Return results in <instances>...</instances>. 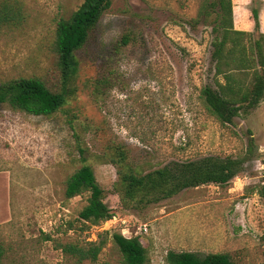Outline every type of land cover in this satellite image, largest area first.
Wrapping results in <instances>:
<instances>
[{
	"label": "rangeland",
	"instance_id": "1",
	"mask_svg": "<svg viewBox=\"0 0 264 264\" xmlns=\"http://www.w3.org/2000/svg\"><path fill=\"white\" fill-rule=\"evenodd\" d=\"M16 1L19 22L0 27V80L54 81L56 24L82 0ZM203 3L112 0L75 53L77 91L61 112L46 118L0 105V171L9 176L13 212L0 227L1 264H123L111 241L114 233L137 237L149 264H166L168 251L225 253L235 264H262L264 200L257 192L264 182L263 100L230 125L206 110L201 89L224 80L215 75L211 60L213 14L207 22L193 23ZM246 33L250 41L242 43L249 47L260 32L252 26ZM123 35L129 43L119 48ZM102 77L110 86L98 98L92 83ZM68 118L78 123V141L104 203L115 213L113 223L80 230L77 217L85 198L64 197L65 179L80 166ZM253 132L258 136L250 146ZM111 144L125 146L129 163L143 171L207 156L245 162L226 186L204 185L146 208L124 209L113 192L116 169L103 157ZM142 225L145 232L138 229ZM101 239L105 244L95 262L79 263L61 252L64 245L85 247Z\"/></svg>",
	"mask_w": 264,
	"mask_h": 264
},
{
	"label": "trees",
	"instance_id": "2",
	"mask_svg": "<svg viewBox=\"0 0 264 264\" xmlns=\"http://www.w3.org/2000/svg\"><path fill=\"white\" fill-rule=\"evenodd\" d=\"M19 2L0 0V27L16 26L21 18ZM112 0H82L80 6L67 19H60L54 30L52 53L54 81L39 77L0 80V105L5 104L13 111L46 118L61 112L77 91L75 82L79 62L75 53L87 42L101 16L111 6ZM213 14L211 30L215 34L211 60L216 76H222L224 84L216 82V88L204 86L200 91L206 110L220 124H232L256 109L264 98V35L250 42L249 47L242 43L250 41V34L234 29L231 0L206 1L198 10L194 24L207 22ZM254 19L257 14L252 11ZM259 33L257 26L254 27ZM129 43L123 35L118 47ZM108 78L102 77L92 83V94L100 97L109 88ZM67 124L75 131L73 118ZM77 153L80 166L67 176L64 182V197H84L85 204L78 212L82 230L88 226H98L115 216L104 203L105 194L98 186L92 168L86 163L85 149L80 146L77 132ZM252 146L253 138L249 139ZM107 162L115 167L117 179L113 192L118 196L124 209L139 210L149 205L165 201L178 193L204 185L226 186L242 171L244 159L207 156L196 160L173 161L158 169L143 171L132 166L128 160L126 147L111 144L103 154ZM264 200V184L258 189ZM45 240H49L46 237ZM122 257L123 264H149L146 249L137 237L125 238L118 233L111 235ZM103 239L89 242L85 247L64 245L61 252L76 258L95 262L104 247ZM2 250L0 249V264ZM166 264H235L225 253L200 255L193 252L168 251ZM264 264V261L262 262Z\"/></svg>",
	"mask_w": 264,
	"mask_h": 264
},
{
	"label": "crops",
	"instance_id": "3",
	"mask_svg": "<svg viewBox=\"0 0 264 264\" xmlns=\"http://www.w3.org/2000/svg\"><path fill=\"white\" fill-rule=\"evenodd\" d=\"M231 4L234 29L246 32L249 27L257 26L258 31L264 34V0H231ZM253 4L258 6L253 7ZM252 11H255L257 14V20L255 21H252V17L250 16ZM246 15L247 19L244 17ZM263 102L264 98L261 103L264 105ZM261 104L259 107H261ZM257 136L254 132L251 135L253 139ZM12 218L9 176L6 172L0 171V227L8 224Z\"/></svg>",
	"mask_w": 264,
	"mask_h": 264
},
{
	"label": "built area",
	"instance_id": "4",
	"mask_svg": "<svg viewBox=\"0 0 264 264\" xmlns=\"http://www.w3.org/2000/svg\"><path fill=\"white\" fill-rule=\"evenodd\" d=\"M263 184H264V182H263ZM115 219H116V217L113 216L110 220H108V221H106V222H104V223H107V222H109V223H113V222L115 221ZM138 229L141 230V231H143V232L146 231V227H145V225H142V227H139ZM125 238H131V237H125Z\"/></svg>",
	"mask_w": 264,
	"mask_h": 264
}]
</instances>
